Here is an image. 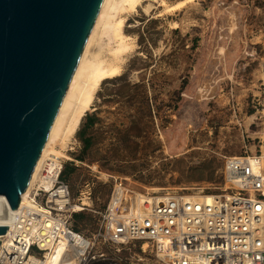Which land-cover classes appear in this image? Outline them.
<instances>
[{"label":"rangeland","instance_id":"obj_1","mask_svg":"<svg viewBox=\"0 0 264 264\" xmlns=\"http://www.w3.org/2000/svg\"><path fill=\"white\" fill-rule=\"evenodd\" d=\"M161 1L125 14L133 48L82 118H98L85 159H77L81 123L65 149L56 146L72 202L83 207L72 223L86 235L100 224L114 178L142 192L217 191L225 157L264 144V0H196L167 12ZM141 246L107 250L122 264H156Z\"/></svg>","mask_w":264,"mask_h":264},{"label":"built area","instance_id":"obj_2","mask_svg":"<svg viewBox=\"0 0 264 264\" xmlns=\"http://www.w3.org/2000/svg\"><path fill=\"white\" fill-rule=\"evenodd\" d=\"M64 165L62 156L53 155L50 188L37 182L31 193L35 205L19 206L13 214L0 242V264H45L59 245L60 264H122L107 249L120 251L136 242L144 254L156 256V264H264V144L257 154L226 156L217 191L142 192L126 178H114L91 235L72 223Z\"/></svg>","mask_w":264,"mask_h":264},{"label":"water","instance_id":"obj_3","mask_svg":"<svg viewBox=\"0 0 264 264\" xmlns=\"http://www.w3.org/2000/svg\"><path fill=\"white\" fill-rule=\"evenodd\" d=\"M102 3L0 0V195L12 209L29 185ZM7 230L0 225V235Z\"/></svg>","mask_w":264,"mask_h":264},{"label":"bare ground","instance_id":"obj_4","mask_svg":"<svg viewBox=\"0 0 264 264\" xmlns=\"http://www.w3.org/2000/svg\"><path fill=\"white\" fill-rule=\"evenodd\" d=\"M143 1L103 0L29 185L21 194L20 209L25 205H35L31 193L37 182L44 190L50 188L51 178L48 173V160L53 155L64 156L56 146L59 145L63 149L67 147L77 132L83 116L92 108L101 83L107 78L120 74L125 54L133 48L128 36L124 33L125 14L136 11L138 7L143 5ZM194 1L196 0H182L176 4L168 5L162 0L160 5L164 6V11L167 12ZM150 10L151 6L149 5L146 7V11L150 12ZM105 50L110 53L109 56L103 53ZM65 157L70 159L69 156ZM82 204H86V202ZM73 207L75 211L83 208L78 204H73ZM18 210L19 207L12 209L7 198L0 195V225L9 227L13 214ZM3 237L4 235H0V239ZM62 248L63 246L59 245L54 255L48 256L44 263L60 264L57 258Z\"/></svg>","mask_w":264,"mask_h":264},{"label":"trees","instance_id":"obj_5","mask_svg":"<svg viewBox=\"0 0 264 264\" xmlns=\"http://www.w3.org/2000/svg\"><path fill=\"white\" fill-rule=\"evenodd\" d=\"M98 118L95 115H86L85 118L82 120L81 122V127L78 131V137L79 139L82 141L83 143V148H82V152L80 155H78L77 159L83 161L85 159L84 153H86V151L88 149H90L93 145L92 139L87 136L88 130L93 127V125L97 122ZM68 168H64L62 174H61V178L63 180L66 181L67 175H68ZM67 182V181H66ZM78 218H81V214H77L76 215ZM76 229H78L77 227H75Z\"/></svg>","mask_w":264,"mask_h":264}]
</instances>
